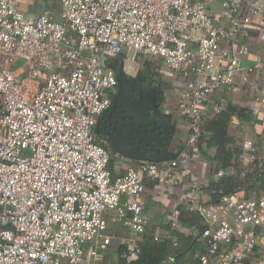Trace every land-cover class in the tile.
I'll list each match as a JSON object with an SVG mask.
<instances>
[{
	"label": "built area",
	"instance_id": "built-area-1",
	"mask_svg": "<svg viewBox=\"0 0 264 264\" xmlns=\"http://www.w3.org/2000/svg\"><path fill=\"white\" fill-rule=\"evenodd\" d=\"M22 1L0 0V264H97L112 244L111 223L146 234L144 176L173 179L191 159L188 149L113 178L96 124L117 71L103 62L124 54L131 73L140 57H158L181 76L179 109L193 147L207 135L213 94L238 78L261 76L264 105V56L242 68L249 47L237 40L251 27L264 41V0H59L58 19L51 10L28 19ZM198 212L206 226L199 264H264V192L224 195ZM168 219L165 240L182 229L181 210Z\"/></svg>",
	"mask_w": 264,
	"mask_h": 264
},
{
	"label": "crops",
	"instance_id": "crops-1",
	"mask_svg": "<svg viewBox=\"0 0 264 264\" xmlns=\"http://www.w3.org/2000/svg\"><path fill=\"white\" fill-rule=\"evenodd\" d=\"M37 0H24L20 3L27 2L31 5ZM246 5L247 0H240ZM19 3V4H20ZM18 4V6H19ZM60 7V6H59ZM59 7L46 3L42 13L51 10L57 19L59 18ZM212 10L217 17L224 15L219 4H212ZM39 14V15H40ZM27 15V14H26ZM38 15V16H39ZM35 16H26L28 19H35ZM222 25L227 27L226 21ZM247 37H238V42H245L249 47V53L243 55L240 59L242 68L253 64L255 58L264 56V41L261 39V30L256 28H247ZM158 57H140L137 63L132 65L133 71L130 73L136 76L138 71L144 70V75L149 82L155 87L159 85L160 91L157 93L158 100L163 104V112L172 118L175 126V136L171 145V151L177 153L190 150L191 159L183 161L179 164L177 171L174 173L173 179H168L165 173L161 172L156 178L144 176L145 192L142 196L144 205V213L148 220V228L145 235L140 236L134 234L130 229L121 223L110 224V234L112 236V244L108 248L107 258L103 256V260L97 264H113V258H116L118 264H128L136 259L135 250L139 248V243L144 236L152 235L159 237V241H164L165 236L170 232V223L168 216L174 209H180L185 218H191L188 213H199V207L213 200L212 183L221 177L235 175L236 167L242 169V177L246 174H253L260 171V167L264 166V105L261 106L257 102L258 92L255 88L260 83V75H252L247 83L242 82L240 78L231 89H221L213 94L211 102L206 107L203 114V125L208 127L209 124L217 117L219 113L214 111L215 106H219L221 111H229L230 120L226 131L229 139L228 148L237 154L232 165L228 168L219 167L217 160V145L211 140V133L207 132L204 142L195 146H188V138L190 134L189 125L185 117L181 115L179 109L180 96L185 89V80L168 68L161 58ZM126 56L120 55L112 61L107 60L109 68L115 69L114 62H124ZM116 70V69H115ZM207 129V128H206ZM211 140L209 143L208 141ZM112 159L109 169L113 178L123 176L129 169H138L144 161H134L109 150ZM256 162V164H255ZM262 171L264 170L261 169ZM223 171V175L219 176L218 172ZM264 192V191H263ZM246 196L245 191H240ZM259 193V192H258ZM257 193V194H258ZM256 195V193H255ZM198 222L205 225L202 216H199ZM187 235L197 233L194 229L182 226L179 230ZM202 242V239H200ZM203 244V242H202ZM204 246V245H203ZM130 253H128V252ZM113 252V254H110ZM103 254V253H102ZM199 254V252H197ZM196 254V255H197ZM104 255V254H103ZM195 255V257H196ZM124 261H121V260ZM87 259L82 264H87ZM126 260V261H125ZM170 259L168 263L175 264H191L192 260L174 261ZM94 263V262H93ZM95 264V263H94Z\"/></svg>",
	"mask_w": 264,
	"mask_h": 264
},
{
	"label": "water",
	"instance_id": "water-1",
	"mask_svg": "<svg viewBox=\"0 0 264 264\" xmlns=\"http://www.w3.org/2000/svg\"><path fill=\"white\" fill-rule=\"evenodd\" d=\"M107 61L104 65L107 68ZM134 68H131V73ZM117 78L121 84L124 85L128 78L131 80H138L139 98L135 105L128 106L120 102L119 95H117L115 114L118 115L116 121L115 135L111 136V143L113 145V152L122 157L134 161H148L153 163H162L172 161L177 158L179 152L171 151V145L175 136V126L172 118L163 112V107L156 104L158 95L161 90L158 84L155 87L143 77L141 74L138 77L132 76L128 73L124 62H121L117 70ZM117 91L118 87H113ZM113 89L111 94L116 95ZM113 92V93H112ZM115 120H112V124ZM97 134H100L96 129Z\"/></svg>",
	"mask_w": 264,
	"mask_h": 264
},
{
	"label": "trees",
	"instance_id": "trees-1",
	"mask_svg": "<svg viewBox=\"0 0 264 264\" xmlns=\"http://www.w3.org/2000/svg\"><path fill=\"white\" fill-rule=\"evenodd\" d=\"M229 111H220L214 120L206 127L207 132L211 133L212 139L218 148L217 160L219 167L228 168L232 165L237 154L228 148L229 142L226 136L228 123L230 120ZM209 140L208 143L211 141ZM204 142L201 140L198 144ZM256 164V162H255ZM264 166L260 167V171L253 174H246L242 177V169L237 166V173L235 175H229L219 178L212 183L213 200L210 202L217 203L224 195L245 191L246 197L250 198L258 192L264 191ZM185 212L181 211V223L184 227H189L197 232V235H187L181 231L171 232V238L168 240H162L155 242L154 236L146 235L139 243L140 253L137 254L136 259L132 260L128 264H175L168 263L170 259L178 261L192 260L191 264H199L198 259L195 257L197 252L204 253V246L201 242V232L205 229V225L202 222H198L200 213L189 212L188 215L191 218H185ZM128 252V251H127ZM130 253V252H128ZM121 261H124L123 259ZM126 261V260H125ZM173 261V262H174Z\"/></svg>",
	"mask_w": 264,
	"mask_h": 264
},
{
	"label": "flooded vegetation",
	"instance_id": "flooded-vegetation-1",
	"mask_svg": "<svg viewBox=\"0 0 264 264\" xmlns=\"http://www.w3.org/2000/svg\"><path fill=\"white\" fill-rule=\"evenodd\" d=\"M114 65H115V69L117 71L119 66H120V63L114 62ZM144 73H145L144 70H140V71H138L137 75L134 77H138V76H140V74L143 77H145ZM138 83H139L138 80L132 81L131 78H128L126 83L124 85L121 84V87H120L119 86L120 82L117 78V83H116L115 87H118V89L116 91L115 90L116 88H114L113 91H114V93H116V95L111 94V96H110V99H111L110 108L97 121L96 129L100 133L98 135L100 138H102L104 140L105 145H106L108 150L113 151V145L111 143V141H112L111 136H112V134L115 135V133H116V131H113V129L115 128L116 121L118 120V117H119L118 115L115 114V111H116L115 106L117 103L116 97H117V95H119L120 102L124 103L128 106L135 105V102L139 98ZM156 104L161 105L163 107V104L160 101H157V103L153 104L152 107L155 106ZM112 120L113 121L115 120L114 124H112Z\"/></svg>",
	"mask_w": 264,
	"mask_h": 264
},
{
	"label": "rangeland",
	"instance_id": "rangeland-1",
	"mask_svg": "<svg viewBox=\"0 0 264 264\" xmlns=\"http://www.w3.org/2000/svg\"><path fill=\"white\" fill-rule=\"evenodd\" d=\"M46 3H51V4H54L56 6H60L59 7V13L61 11V5H60V1L59 0H37L35 3L29 5L27 4V2H24V3H20L19 6H18V9L20 12H22L25 17L28 15L29 16H35V15H39L43 9L45 8L46 6ZM27 14V15H26ZM60 16V14H59ZM154 60H159V58H155ZM43 74H45L46 72L45 71H42ZM194 235H197V233L194 232ZM103 256H105L107 258L108 256V252H103ZM110 254H113V252H111ZM114 255V254H113ZM113 261L116 262V258H113ZM113 263V264H118V263ZM87 264H94L92 260L88 259L87 260ZM104 264V263H103ZM106 264V262H105Z\"/></svg>",
	"mask_w": 264,
	"mask_h": 264
}]
</instances>
